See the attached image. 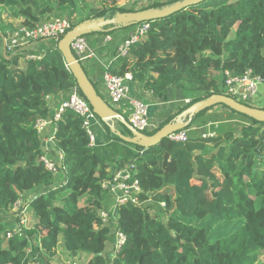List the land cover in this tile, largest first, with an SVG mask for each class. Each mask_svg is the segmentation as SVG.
<instances>
[{"label": "trees", "instance_id": "obj_1", "mask_svg": "<svg viewBox=\"0 0 264 264\" xmlns=\"http://www.w3.org/2000/svg\"><path fill=\"white\" fill-rule=\"evenodd\" d=\"M178 1L183 0L139 10L93 6L86 0H0V13L7 10L27 28L63 16L74 28ZM82 10L89 13L79 19ZM150 24L147 36L108 68L114 76L132 74L164 104L157 129L147 135L175 122L191 105L225 95L220 79L225 72L238 76L252 70L264 80V0H205ZM108 35L85 38L94 47ZM39 42L32 52L43 57L28 60L25 68L19 66L20 51L8 53L3 47L0 53V264H259L264 253V123L217 106L191 118L183 130L186 142L168 138L148 149L128 145L132 152L125 151L123 159L140 183L142 200L152 198L153 204L119 208L118 226L127 243L112 259L113 229L99 216L113 202L102 187L111 165L102 150L90 146L81 117L66 112L55 133L51 155L63 154L64 177L57 180L40 163L45 143L35 126L50 118L47 98L69 92L77 82L55 42ZM169 94L180 95L182 102L176 105ZM186 98L192 103H183ZM119 124L120 132L131 136ZM209 124H217L211 127L215 136L204 138ZM31 195L29 237L7 240L19 222L12 212L15 204Z\"/></svg>", "mask_w": 264, "mask_h": 264}, {"label": "built area", "instance_id": "obj_2", "mask_svg": "<svg viewBox=\"0 0 264 264\" xmlns=\"http://www.w3.org/2000/svg\"><path fill=\"white\" fill-rule=\"evenodd\" d=\"M161 0H159L160 2ZM154 4L151 3V5ZM73 29L72 22L63 16H52L44 21L36 28H27L25 26H13L4 31L3 47L8 53L21 51L30 47L33 43L40 40H53L58 48L59 42L64 36ZM151 29L150 23H142L137 25L131 36L119 48L118 57H126L132 46L144 39ZM1 33V31H0ZM109 39V38H108ZM71 50L77 61L81 64L87 59H98L95 50L92 49L85 37L75 39L71 44ZM43 55L31 54L27 56V60H39ZM70 70L69 66L67 65ZM223 88L225 95L236 100L239 103L249 107L257 99L260 88L264 85L262 77L257 76L252 70H248L242 75L234 76L230 72L223 73ZM135 79L132 74H126L123 77L114 76L109 73L108 68L102 77L101 83L108 91V97L113 108L122 117H127L128 123L141 133H151L158 127V123H154L150 119V105L144 100L138 99L133 94V83ZM152 94V92H149ZM60 95V94H59ZM50 118L40 119L36 123L35 129L43 142L54 144L55 133L58 130V123L63 115L72 111L83 119V127L90 138V146L96 148L98 146V135L94 128L102 129L104 136H107L105 123L95 114L90 103L82 95L78 85L67 92V97L50 96L47 98ZM186 104H191V100H186ZM256 108V107H254ZM184 122V121H183ZM217 124H209L207 133L204 138L214 137L215 133L211 131L212 126ZM169 140L173 142H186V131L173 133L169 136ZM52 151L48 148L44 149V154L40 158V163L50 171L57 180L64 177L63 154L57 152L55 156L51 155ZM103 189L112 199V205L104 207L100 211L102 224L113 229V250L109 254L114 259L127 243V236L118 226L119 208L126 204H133L138 207H144L146 204H153V199L142 200V188L138 180H134L129 167H119L110 177L102 183ZM33 195L23 196L14 206L12 212L19 219L16 226L12 227L6 234L7 240L13 238H24L27 231L32 229V225L28 222L26 215L30 211V201ZM164 207V204H161ZM38 264V263H34Z\"/></svg>", "mask_w": 264, "mask_h": 264}, {"label": "water", "instance_id": "obj_3", "mask_svg": "<svg viewBox=\"0 0 264 264\" xmlns=\"http://www.w3.org/2000/svg\"><path fill=\"white\" fill-rule=\"evenodd\" d=\"M203 1L205 0H183L162 9L154 8L138 12L119 13L113 18L102 17L94 20H87L74 27L59 42L58 50L75 77L82 95L90 103L95 114L99 116V118L109 126L111 132L116 134L124 143L139 146L144 149L157 146L167 140L171 134L185 130L194 115L215 106H226L236 113L246 115L259 123H264V110L249 107L226 95H213L204 101L193 104L189 109L184 111L175 122L166 125L154 135L141 133L126 122V120H124L117 111L110 107V105L97 93L93 83L86 75L82 64L77 61L72 53L71 44L77 38L86 37L91 34L109 33L116 28H128L142 23H150L157 19L173 15L191 5L202 3ZM186 118H190V120L189 122L184 123L183 121ZM115 119L126 125L131 132V136L123 135L117 130L113 124Z\"/></svg>", "mask_w": 264, "mask_h": 264}, {"label": "crops", "instance_id": "obj_4", "mask_svg": "<svg viewBox=\"0 0 264 264\" xmlns=\"http://www.w3.org/2000/svg\"><path fill=\"white\" fill-rule=\"evenodd\" d=\"M166 1L169 2L171 0H161L160 2H159V0H134V2L138 4L137 9H139V10H141L145 7L151 6V3H153V2H154V4H157V3H164V2L166 3ZM10 20H11V22H15V25H14V23H12L10 25H6L7 28H4L3 31L10 29L13 26H20L21 25L19 21H16L13 19H10ZM16 22H17V24H16ZM11 25H12V27H11ZM130 34H131V32H129V31L128 32H122L121 31V32L112 33V34L106 36L100 45L94 46V47L90 46L92 49H94L98 53V59L91 58V59H87L86 61H84L82 63L83 69H84L86 75L88 76V78H90L93 82L95 81L96 84L100 85V89H101L102 94H105L108 96V91H107L106 87L101 83L102 77H103L104 73L106 72L107 68H109V66L117 58L118 48L126 40L129 39ZM97 40H98V38L92 39L93 45L97 44L96 43ZM39 45H40V42L39 43L35 42L30 47H28L27 49L20 51L22 53L21 58H20V62H19V66L21 68L26 67V65L28 64L27 56L34 54L32 51H37ZM101 66L103 68H101ZM133 94L134 95L136 94L138 99H141V100L144 99V101L150 105V119L154 123H156L158 121L157 114L161 110V108L164 104L162 105V104L157 103L156 102L157 100L155 99L153 94H150L147 91L145 92L143 85L137 80H135L133 83ZM58 96H64L66 98L67 92L61 93ZM180 97L181 96L177 95V94H175V95L169 94V97H167V98L171 99L173 102H175L176 105H179L180 102H182V100H181L182 97L181 98ZM186 100H191V99L186 98L183 103L186 104V102H185ZM187 109H189V108H186L184 111H186ZM217 109L223 110L220 106ZM223 111H225V110H223ZM182 113H181V115H182ZM181 115H179V116H181ZM189 120H190V118H186L184 120V123L189 122ZM116 121H118V123H119V120L115 119L113 121V124L115 125L117 130L120 131L121 128L119 125L116 126V123H115ZM107 136H108V134H107ZM107 136H105V138H103V139L98 137V146L96 148L102 150L104 152L105 156H107V158L109 159V163L111 165L110 166V174H111L119 167H127L128 166L129 162L124 161L123 153L126 151V153L129 154V152H132V148L123 142L120 143V142H117L115 140H108V139H106ZM46 148L50 149L51 151L55 150V147L52 143H46L44 145V149H46Z\"/></svg>", "mask_w": 264, "mask_h": 264}, {"label": "rangeland", "instance_id": "obj_5", "mask_svg": "<svg viewBox=\"0 0 264 264\" xmlns=\"http://www.w3.org/2000/svg\"><path fill=\"white\" fill-rule=\"evenodd\" d=\"M86 1H87L88 4H91L93 6L94 5H97V6H101V5L102 6L103 5L105 6V5H107L108 7H110V6H117V7L127 8V9H129V8H135V9H137L138 8L137 7L138 4L135 3L134 0H86ZM88 13H89L88 11L82 10V12H80V15L78 16V18L81 19L84 16H86ZM10 19H12V18H10V16H8V11L7 10H3L0 13V25H1L0 26V31H1V29H4V26L6 27V25H10L12 23H14V25H15V22H11ZM1 21H3V24L1 23ZM16 24H17V22H16ZM2 25H4V26H2ZM136 27L137 26L123 28V29H119V30H116V31L109 32L108 34H112V33H116V32H121V31L122 32H128L129 31V32L132 33L133 30ZM91 35L86 36V38H89ZM130 36H131V34H130ZM104 38L105 37H103V39ZM0 41H2V40H0ZM0 53H3V46H1V45H0ZM95 53H96V56L98 57V53L96 51H95ZM220 79L222 80L223 77L221 76ZM94 83H95V81H94ZM96 87L99 90V92L101 93V95L104 98V100L107 103H109L113 108L116 109L117 107H115L114 105L111 104V102L109 100V97L107 95H105V94H102L101 89H100V85L97 84ZM135 96H136V94H135ZM251 106L256 107V108H261V109L264 108V85L261 86L260 93L258 94L256 101L254 103H252ZM215 108H217V106H215ZM222 109L225 110V111H227V108L226 107H222ZM118 112H120V111H118ZM115 123H116V126L119 125L120 128L122 129V131H124V128L118 123V121H116ZM104 126H105L106 132L108 134V136L106 137V139L112 140V138H111V136L109 135V132H108V130L110 129L109 126L107 124H105ZM94 131L98 135V137H100L101 139L105 138L102 129L94 128ZM126 145H129V144H126ZM25 198H26V196H25ZM26 218H27L28 222L30 223V225H32V222L34 221V215L32 214V211H29V213L26 215ZM27 235L29 237V231H27ZM33 239H36V238L33 237ZM36 242H37V240H36ZM57 261H58V259H57ZM259 264H264V253H262L260 255V257H259Z\"/></svg>", "mask_w": 264, "mask_h": 264}]
</instances>
